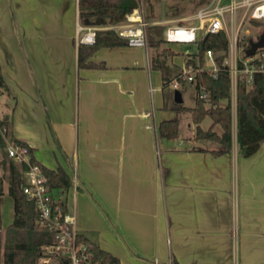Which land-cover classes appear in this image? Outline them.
I'll use <instances>...</instances> for the list:
<instances>
[{"label": "crops", "instance_id": "0c3cea01", "mask_svg": "<svg viewBox=\"0 0 264 264\" xmlns=\"http://www.w3.org/2000/svg\"><path fill=\"white\" fill-rule=\"evenodd\" d=\"M78 26L74 0H0V114L38 163L70 176L52 190L79 233L121 264H264V141L240 153L235 103L231 148L214 152L174 108L149 46H102L80 66ZM172 46L181 66L189 46ZM169 118L178 136L159 138Z\"/></svg>", "mask_w": 264, "mask_h": 264}, {"label": "trees", "instance_id": "16d2710c", "mask_svg": "<svg viewBox=\"0 0 264 264\" xmlns=\"http://www.w3.org/2000/svg\"><path fill=\"white\" fill-rule=\"evenodd\" d=\"M147 18H153V5L151 0H146ZM78 15L83 25H102L118 23L126 19V15L135 6V0H78ZM163 23L147 25L148 46L157 47L164 41ZM193 44V49L185 53V63L194 68H200L205 62V51L211 49L217 54L215 60L218 68L215 72L200 68L195 72L194 84L196 96L193 106L188 107L182 102H174L178 110L190 112L191 120L195 124L194 137L210 139L220 145L214 152H228L231 148V84L226 66L222 64L227 49V37L224 30L217 32H203ZM126 45V40L116 34L111 28H97L95 40L91 44L79 43L78 64L80 66H95L85 59L96 49L102 46ZM174 52L165 46L150 57V66L162 72L164 85L170 78L165 74L164 67L159 57ZM180 78V82H183ZM0 84L2 75L0 70ZM205 92V97L200 93ZM224 101V103H222ZM236 109V135L240 153L247 156L253 153L264 141V70L253 72L250 79L243 76L237 80L235 94ZM208 116L210 124L206 129L201 127V122ZM218 124L220 132L214 129ZM158 136L163 139H174L178 136V121L176 118L161 120L158 124ZM9 141L26 144L12 135L7 116L0 119V165L3 173L0 174V202L4 194V181L7 182V194L12 199L13 215L11 222L1 230L0 222V264H44L39 260L44 244L53 240V232L41 224L39 211L34 200L29 198L22 189L24 179L22 172L26 168L24 162L10 158L6 152ZM31 159L32 149L30 147ZM41 170L50 188H67L71 184L68 173L58 166L55 169L40 164ZM166 173V169H165ZM55 205L58 210L66 212L64 199H57ZM79 238L84 241L93 253L99 264H121L119 259L109 251L101 248L97 243L79 233Z\"/></svg>", "mask_w": 264, "mask_h": 264}, {"label": "built area", "instance_id": "2783aa9c", "mask_svg": "<svg viewBox=\"0 0 264 264\" xmlns=\"http://www.w3.org/2000/svg\"><path fill=\"white\" fill-rule=\"evenodd\" d=\"M78 3V0H74ZM135 6L126 15V19L104 26L113 29L116 34L126 40V45L148 48L146 27L152 23L168 22L164 29V41L168 45H188L196 41L203 32H217L224 30L227 37V49L222 64L226 66L231 84V104L235 103L237 80L246 76L250 79L253 72L264 70V48L260 47L251 55L245 53L251 39L245 38L249 32L247 23L264 21V0H210L198 8L190 18L198 20L197 24L183 25L177 20L147 18L146 0H135ZM184 20V19H182ZM97 26H78L77 37L79 43L91 44L95 40ZM258 38V37H257ZM256 38V39H257ZM255 40V39H253ZM189 50L186 49V53ZM224 51L215 52L211 49L205 51L206 65L202 68L215 72L218 68L215 56ZM200 68H182L178 74L168 81L176 88L180 78L185 81L194 80L195 72ZM205 97V92L200 93ZM7 155L18 162H24L26 168L22 175L24 183L23 192L34 200L39 211L40 222L53 232V240L42 247L39 260L45 262L48 258L57 257L62 264H99L94 259L88 245L79 238L73 216L69 212H61L55 205L57 197L52 194L41 170L40 163L31 159L30 146L9 141L6 145Z\"/></svg>", "mask_w": 264, "mask_h": 264}, {"label": "rangeland", "instance_id": "374dc122", "mask_svg": "<svg viewBox=\"0 0 264 264\" xmlns=\"http://www.w3.org/2000/svg\"><path fill=\"white\" fill-rule=\"evenodd\" d=\"M151 1L153 5V10H155V13L159 18L162 17L165 20L166 19L167 20L173 19L176 21L178 20L180 24L191 25V24H197L198 20L194 18H190V16L198 8L204 6L210 0H151ZM167 23L168 22H164L163 25L166 26ZM246 27L249 30V32L245 35V38L256 39L257 37H259L260 34L264 32V21L262 20L253 21V22L247 23ZM164 46L172 50L173 52L178 49V47L176 46L162 43L161 45L157 47L149 46V52L150 54H155L157 51H159ZM188 46H189L188 50L193 49L192 43L188 44ZM179 49H180V53L175 54L176 58L174 57V55H170V54H166L165 56L161 55L159 57V60L164 67V72L169 78L175 77L182 68H185V69L192 68V66L187 65L185 63V59H184V63L180 66V62L183 56L184 49L181 47ZM205 65H206V62H204L202 67ZM176 88L181 92L183 105L193 106L195 103V96H196L194 84L190 81H184V82H180ZM165 89H166L165 91L171 92V97L173 99V90L175 88L172 87L170 84H166ZM8 102H9V104L7 105L8 107H4L3 105L2 107H0L2 110L4 109V112L6 113V115L11 114V107H10L11 99H8ZM222 103H224V101H222ZM185 114L187 115L188 113L185 112ZM3 115L4 113L0 114V118H2ZM209 121L210 119L208 118V116H206L201 123L202 126L206 127ZM179 129H180L179 135L181 137H187L190 135L188 128L186 127V125L184 124L182 120V116L180 119ZM215 130L220 131V127L216 125ZM1 153L2 152L0 151V155ZM4 185H5L4 189H7L6 182L4 183ZM52 194L54 197H56L59 194V190L53 189ZM12 215H13L12 199L7 194V192H5V194L2 195V200L0 202L1 224H5L7 222L9 223ZM45 264H62V263L57 257H51L50 260Z\"/></svg>", "mask_w": 264, "mask_h": 264}, {"label": "water", "instance_id": "95a60500", "mask_svg": "<svg viewBox=\"0 0 264 264\" xmlns=\"http://www.w3.org/2000/svg\"><path fill=\"white\" fill-rule=\"evenodd\" d=\"M263 46H264V32L260 34L257 39L255 40L251 39L249 41V46L246 48L245 53L247 55H251L255 52L257 48H260ZM173 101L182 102L181 92L177 88L173 90Z\"/></svg>", "mask_w": 264, "mask_h": 264}]
</instances>
